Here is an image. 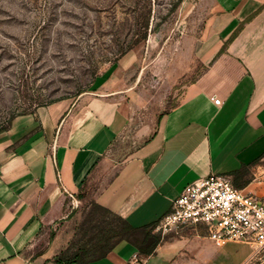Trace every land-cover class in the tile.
I'll list each match as a JSON object with an SVG mask.
<instances>
[{
	"label": "crops",
	"instance_id": "1",
	"mask_svg": "<svg viewBox=\"0 0 264 264\" xmlns=\"http://www.w3.org/2000/svg\"><path fill=\"white\" fill-rule=\"evenodd\" d=\"M203 9L189 40L198 75L126 155H118L120 142L146 76H98L75 100L39 106L0 133V264H58L54 257L92 200L140 227L158 222L188 184L211 174L264 196V0H206ZM199 231L142 253L146 264H233L230 255L221 259L232 242L219 247ZM136 251L123 241L89 264H128Z\"/></svg>",
	"mask_w": 264,
	"mask_h": 264
},
{
	"label": "rangeland",
	"instance_id": "2",
	"mask_svg": "<svg viewBox=\"0 0 264 264\" xmlns=\"http://www.w3.org/2000/svg\"><path fill=\"white\" fill-rule=\"evenodd\" d=\"M204 3L0 0V129L39 106L75 100L98 76H146L136 87L133 124L120 142L118 155H126L138 144V132L154 131L198 75L189 40L200 31ZM259 165L264 175V159ZM179 234L196 239L204 233L188 228ZM227 255L233 264L244 257L241 264H264L260 245L232 242L221 259Z\"/></svg>",
	"mask_w": 264,
	"mask_h": 264
},
{
	"label": "built area",
	"instance_id": "3",
	"mask_svg": "<svg viewBox=\"0 0 264 264\" xmlns=\"http://www.w3.org/2000/svg\"><path fill=\"white\" fill-rule=\"evenodd\" d=\"M216 104L221 97H214ZM259 175L263 172L260 171ZM199 231L217 246L229 242L264 246V196L234 185L230 176L211 174L188 184L171 208L159 219L156 231L163 235L179 234L184 229ZM146 257L136 251L128 264H146Z\"/></svg>",
	"mask_w": 264,
	"mask_h": 264
},
{
	"label": "trees",
	"instance_id": "4",
	"mask_svg": "<svg viewBox=\"0 0 264 264\" xmlns=\"http://www.w3.org/2000/svg\"><path fill=\"white\" fill-rule=\"evenodd\" d=\"M143 37L146 38V34ZM10 127L11 123L1 128L0 133ZM157 224L158 222H153L135 227L122 215L92 200L84 210L74 238L54 257V261L58 264H89L106 257L123 241L131 243L140 253L152 255L162 242L177 235H163L155 230Z\"/></svg>",
	"mask_w": 264,
	"mask_h": 264
}]
</instances>
